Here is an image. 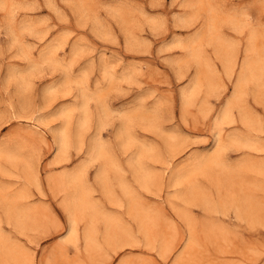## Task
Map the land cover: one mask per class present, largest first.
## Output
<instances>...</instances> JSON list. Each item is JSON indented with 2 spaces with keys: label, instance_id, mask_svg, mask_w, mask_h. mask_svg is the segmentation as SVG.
I'll list each match as a JSON object with an SVG mask.
<instances>
[{
  "label": "rangeland",
  "instance_id": "374dc122",
  "mask_svg": "<svg viewBox=\"0 0 264 264\" xmlns=\"http://www.w3.org/2000/svg\"><path fill=\"white\" fill-rule=\"evenodd\" d=\"M0 264H264V0H0Z\"/></svg>",
  "mask_w": 264,
  "mask_h": 264
},
{
  "label": "bare ground",
  "instance_id": "6f19581e",
  "mask_svg": "<svg viewBox=\"0 0 264 264\" xmlns=\"http://www.w3.org/2000/svg\"><path fill=\"white\" fill-rule=\"evenodd\" d=\"M23 87V86H22ZM227 111V110H226ZM225 118H227L226 117V112H225ZM224 116H222V117H224ZM223 119V118H222ZM64 142V140H63V138L61 139V143H63ZM93 149H95V147L93 148ZM101 176H103V174L101 175ZM104 178V177H103ZM103 178H100L101 180L103 179ZM104 179H106V178H104ZM105 182V181H104ZM103 182V183H104ZM81 194V192L79 193V194H76L75 195V197H76V203H75V205H73V209L75 210V209H78V208H80L81 206H84L83 204H84V199L82 198V196L80 195ZM71 234L73 235V236H76V229L73 227L72 229H71ZM85 236H88V234H85ZM87 238H89V236L88 237H85V240H87ZM86 242H88V241H86Z\"/></svg>",
  "mask_w": 264,
  "mask_h": 264
}]
</instances>
